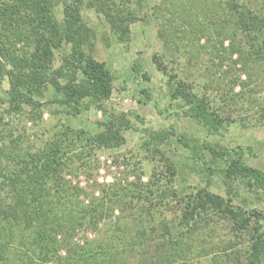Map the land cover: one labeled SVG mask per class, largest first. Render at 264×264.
<instances>
[{"label":"rangeland","instance_id":"1","mask_svg":"<svg viewBox=\"0 0 264 264\" xmlns=\"http://www.w3.org/2000/svg\"><path fill=\"white\" fill-rule=\"evenodd\" d=\"M123 1L138 13L131 23L130 38L124 42L116 39L104 14L86 1L81 4L83 20L93 29L90 51L106 63L114 77L113 93L101 107L92 105L79 111L51 102L53 98L47 94L40 99L45 103L40 110L8 113L9 83L0 79V116H4L6 142L16 137L18 144L32 151L67 126L94 132L100 129V122L112 120L125 128L123 117L129 121L120 146L96 147L87 156L76 149L66 158L64 180L80 188V199L88 202L107 194V205L110 196L120 195L118 201L108 202L109 217L97 229H76L73 239L81 243L86 239L114 241L120 249L129 248V242L137 243L123 256L127 264H154L172 251L171 242H162L164 224L173 231V239L183 238L185 242L188 237L186 224L174 228L181 221L185 192L208 187L228 196L229 188L216 176L212 185L207 184L200 170L205 166L203 159L192 156L178 142L182 134L201 143L241 148L247 163L264 169V62L251 63L245 70L236 64L238 53L231 56L227 48L232 42L230 25L225 36L213 10L205 19L199 17L206 27L204 34L191 32L195 31L190 27L193 14L207 11L204 0ZM56 13L62 20V5L56 7ZM236 36L245 39L243 34ZM155 55L163 61L167 74L158 69ZM60 56L57 52L56 66ZM170 76L191 84L221 115H230L231 124L210 132L194 120L189 105L171 97ZM236 80L240 83L235 84ZM262 201L253 202L264 209ZM198 221L199 230L186 239L192 246L185 250L189 264H209L215 254L243 253L252 243L254 223L248 230L239 231L217 214ZM145 236L155 237L158 243L149 246ZM141 239L145 244H140Z\"/></svg>","mask_w":264,"mask_h":264},{"label":"trees","instance_id":"2","mask_svg":"<svg viewBox=\"0 0 264 264\" xmlns=\"http://www.w3.org/2000/svg\"><path fill=\"white\" fill-rule=\"evenodd\" d=\"M83 1L105 15L119 42L130 38L131 23L138 13L123 0H0V79L9 83L8 113L40 110L45 104L40 99L47 94L52 96L51 102L79 111L92 105L101 107L110 98L114 77L106 63L90 51L93 29L83 20ZM204 1L207 11L201 9V14H193L190 27L195 31L191 32L204 34L206 27L199 17L205 19L213 10L225 36L230 25L232 42L227 48L231 56L238 53L236 64H242L241 69L245 70L251 63L264 62V0ZM58 5L63 6L62 20L56 13ZM237 34H243L245 39L237 38ZM57 52L61 56L56 66ZM154 60L158 69L167 74L163 61L157 55ZM174 78L169 79L171 97L188 104L194 120L210 132L231 124L230 115H221L191 84ZM238 83L236 80L235 84ZM3 117L0 116V264H127L123 256L137 243L129 242V248L120 249L114 241L86 239L81 243L73 239L76 229H97L109 217L108 202L118 201L120 195L110 196L107 205V194L86 202L80 199V188L69 185L62 172L67 156L76 149L78 154L87 156L96 147L115 148L123 144L129 121L123 117L125 128L112 120L100 122V129L94 132L67 126L54 133L43 147L32 151L18 144L16 137L6 142ZM178 142L192 156L203 159L205 166L200 170L207 184L212 185L216 176L229 190L228 196L208 187L185 192L181 221L174 228L186 224L189 233L183 230L190 238L199 227L198 220L211 213L233 223V229L239 231L248 230L254 223L252 243L245 252L215 254L209 264H264V209L253 202H263L264 169L247 163L241 148L201 143L183 134ZM173 193L177 196L179 192ZM162 229V242H171L173 247L154 264H189L185 250L192 246L187 238L185 242L183 238L173 239L167 224ZM144 239L149 246L158 243L152 236Z\"/></svg>","mask_w":264,"mask_h":264}]
</instances>
